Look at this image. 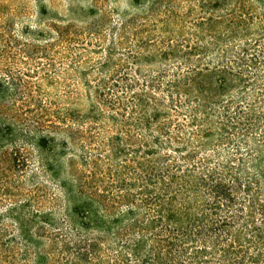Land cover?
Here are the masks:
<instances>
[{"label": "trees", "instance_id": "1", "mask_svg": "<svg viewBox=\"0 0 264 264\" xmlns=\"http://www.w3.org/2000/svg\"><path fill=\"white\" fill-rule=\"evenodd\" d=\"M187 16L121 15L132 73L58 118L76 125L64 145L79 141L63 172L49 132L0 111V264H264V44L250 36L264 27ZM16 133L41 150L57 211L23 192L35 175L4 149Z\"/></svg>", "mask_w": 264, "mask_h": 264}, {"label": "rangeland", "instance_id": "2", "mask_svg": "<svg viewBox=\"0 0 264 264\" xmlns=\"http://www.w3.org/2000/svg\"><path fill=\"white\" fill-rule=\"evenodd\" d=\"M122 14L138 16L137 25L150 17L147 23L152 26L167 14H238L248 18V26L264 27V0H142L139 4L133 0H0V85L9 91L0 98V111L21 119L24 126L19 130L37 123L43 134L54 137V161L60 172L79 154V141L73 135L64 145L58 132L74 131L76 125L58 118L85 106L86 101L78 99L80 91H94L101 80L109 82L132 73L123 68L131 62L136 42L127 37L134 31L120 28ZM258 34L250 36L260 49L264 35ZM143 36L153 40L156 32L150 30ZM109 53L111 60L101 69ZM15 135L4 149L25 160L19 172L35 175L24 183L23 192L38 198L44 209L57 211L56 187L45 176L41 150L30 140H20L19 133Z\"/></svg>", "mask_w": 264, "mask_h": 264}]
</instances>
